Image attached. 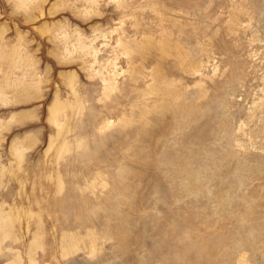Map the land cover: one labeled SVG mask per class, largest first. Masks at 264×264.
<instances>
[{"label":"rangeland","instance_id":"obj_1","mask_svg":"<svg viewBox=\"0 0 264 264\" xmlns=\"http://www.w3.org/2000/svg\"><path fill=\"white\" fill-rule=\"evenodd\" d=\"M0 264H264V0H0Z\"/></svg>","mask_w":264,"mask_h":264}]
</instances>
